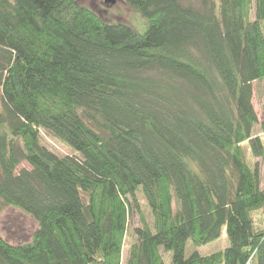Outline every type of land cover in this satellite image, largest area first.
<instances>
[{
	"label": "trees",
	"instance_id": "1",
	"mask_svg": "<svg viewBox=\"0 0 264 264\" xmlns=\"http://www.w3.org/2000/svg\"><path fill=\"white\" fill-rule=\"evenodd\" d=\"M124 1L142 31L81 0H0V204L36 223L0 237V264H121L132 213L125 264H264V0ZM223 228V251L186 254Z\"/></svg>",
	"mask_w": 264,
	"mask_h": 264
},
{
	"label": "rangeland",
	"instance_id": "2",
	"mask_svg": "<svg viewBox=\"0 0 264 264\" xmlns=\"http://www.w3.org/2000/svg\"><path fill=\"white\" fill-rule=\"evenodd\" d=\"M219 0H215L218 3ZM81 3L93 11L100 19L110 22V23H122L127 26L132 27L137 31H142L145 22L143 18L134 10H132L124 0H116L114 5L104 4V0H81ZM254 96L252 99L254 110L258 116L259 122L263 120L262 114V83L253 84ZM259 133V126L255 128V134ZM40 143L55 153L56 155L63 157L66 155H71L72 151L62 144L59 140L55 139L49 133L40 130ZM243 151L245 160L249 166H253L257 161L255 160L247 149L246 144H243ZM258 165L261 171V184L264 187V159L258 160ZM27 168L28 166L23 163L19 167ZM136 200L139 203L141 213L147 222L150 223L151 217L149 209L146 205L143 195L140 191L136 193ZM254 222L257 228H261L262 216L260 213H255L253 215ZM140 227L139 216L136 213H132L128 220V228L125 239L123 241L122 254H121V264H125V259L127 256V251L130 244L134 241L133 230ZM36 229V223L28 215L24 214L19 209L13 207H6L0 204V237H2L6 242L10 244H19L30 242L32 234ZM228 239L225 232V228L221 230L219 238L209 244L193 248L192 245L187 243L186 254L188 255L192 250H195L201 256L210 255L216 252L223 251L228 247ZM165 259V264H170L171 254L167 253L163 256Z\"/></svg>",
	"mask_w": 264,
	"mask_h": 264
},
{
	"label": "water",
	"instance_id": "3",
	"mask_svg": "<svg viewBox=\"0 0 264 264\" xmlns=\"http://www.w3.org/2000/svg\"><path fill=\"white\" fill-rule=\"evenodd\" d=\"M105 3L113 5L115 3V0H105Z\"/></svg>",
	"mask_w": 264,
	"mask_h": 264
},
{
	"label": "flooded vegetation",
	"instance_id": "4",
	"mask_svg": "<svg viewBox=\"0 0 264 264\" xmlns=\"http://www.w3.org/2000/svg\"><path fill=\"white\" fill-rule=\"evenodd\" d=\"M115 3H116V0H115ZM115 3H114V4H115ZM104 4H106V3H105V0H104ZM114 4H113V5H114Z\"/></svg>",
	"mask_w": 264,
	"mask_h": 264
}]
</instances>
